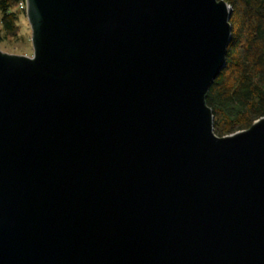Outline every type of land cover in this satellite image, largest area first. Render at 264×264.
<instances>
[{"label":"water","instance_id":"obj_1","mask_svg":"<svg viewBox=\"0 0 264 264\" xmlns=\"http://www.w3.org/2000/svg\"><path fill=\"white\" fill-rule=\"evenodd\" d=\"M0 50V264H264V116L214 132L225 0H24Z\"/></svg>","mask_w":264,"mask_h":264},{"label":"trees","instance_id":"obj_2","mask_svg":"<svg viewBox=\"0 0 264 264\" xmlns=\"http://www.w3.org/2000/svg\"><path fill=\"white\" fill-rule=\"evenodd\" d=\"M225 1L231 7V39L225 66L205 99L218 136L247 129L264 116V0ZM23 2L0 0V23L7 36L18 32L15 9Z\"/></svg>","mask_w":264,"mask_h":264},{"label":"rangeland","instance_id":"obj_3","mask_svg":"<svg viewBox=\"0 0 264 264\" xmlns=\"http://www.w3.org/2000/svg\"><path fill=\"white\" fill-rule=\"evenodd\" d=\"M21 4H25V1L20 3L17 9H15L18 24V32L15 36H7L0 23V50L10 54L31 55V29L25 14V9H21Z\"/></svg>","mask_w":264,"mask_h":264},{"label":"built area","instance_id":"obj_4","mask_svg":"<svg viewBox=\"0 0 264 264\" xmlns=\"http://www.w3.org/2000/svg\"><path fill=\"white\" fill-rule=\"evenodd\" d=\"M21 8L25 9V4H23V5L21 4Z\"/></svg>","mask_w":264,"mask_h":264}]
</instances>
